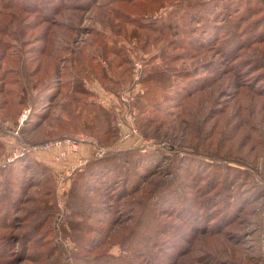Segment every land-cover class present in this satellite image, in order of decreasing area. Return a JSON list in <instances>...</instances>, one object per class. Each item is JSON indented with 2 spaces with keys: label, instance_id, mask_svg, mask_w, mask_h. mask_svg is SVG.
Returning <instances> with one entry per match:
<instances>
[{
  "label": "rangeland",
  "instance_id": "1",
  "mask_svg": "<svg viewBox=\"0 0 264 264\" xmlns=\"http://www.w3.org/2000/svg\"><path fill=\"white\" fill-rule=\"evenodd\" d=\"M204 2L0 0V264H264V0ZM125 57L174 69L130 106L138 149L55 188L35 140L127 138L89 121L121 84L144 93L132 67L98 79Z\"/></svg>",
  "mask_w": 264,
  "mask_h": 264
},
{
  "label": "trees",
  "instance_id": "2",
  "mask_svg": "<svg viewBox=\"0 0 264 264\" xmlns=\"http://www.w3.org/2000/svg\"><path fill=\"white\" fill-rule=\"evenodd\" d=\"M211 0H205V2L204 3H209ZM183 3V1H178L177 2V4L178 5H180V4H182ZM224 4H226V3H224ZM124 17H126V16H124ZM124 17H122V19H124V20H127V19H125ZM130 18H132V17H130ZM136 18L134 17V20H135ZM134 22V21H133ZM171 22V21H170ZM170 22L169 23H167V25L165 24V23H163L162 25H161V27H160V29H159V31L160 32H165V27L166 26H171L170 25ZM216 24L217 23H214V26H216ZM177 28V27H176ZM175 32H176V30H175ZM187 31H185V30H183L182 32H181V34H185ZM132 33H134V31H132ZM207 33V31L206 32H204V34H206ZM214 34V33H213ZM115 52H118V51H115ZM129 57V56H128ZM126 58V60L125 61H127L128 62V67H125L124 69H122L121 71H117V72H114V74L115 75H117L118 77H113V79H109L108 78V76H107V69L105 68V66H103L101 69H102V71H101V75L98 77V79L99 80H101L102 82H105L104 83V86L107 88V89H113L114 87H116V84L118 83V82H120L121 80H125V78H126V76H127V74L129 75V73H130V68L132 67L133 68V65H131V60H130V58L128 59L127 57H125ZM171 61L173 60L172 59V57H171V59H170ZM106 61V60H105ZM149 61L150 60H147V61H145V64L148 66V64H149ZM133 62H135V61H133ZM107 63V62H106ZM132 64H134V63H132ZM143 65V67H142V69H141V74H140V78H139V81H140V83H142V84H144L145 82H147L148 83V85L145 87V90H144V93L143 94H140L139 96H136V99L133 101H131V103L130 102H128V103H126L125 105H127V107L128 108H130V106H135L136 104H141V107L142 108H145V110L147 111V109H148V106H146V107H144L145 106V104H147L148 102H147V99L148 100H150L152 97H150V96H147V95H149V92H154V89L156 88V87H161V85H162V83L164 82V81H166V80H169L170 78H169V74L170 73H173L174 71V69H172V68H165V67H163V68H161V67H158L157 65H152L150 68H147L146 67V65ZM156 64V63H155ZM107 65H111V63H110V61H108V63H107ZM117 66H122V63L119 61L118 63H117ZM131 68V69H132ZM109 69L111 70V68L109 67ZM128 72V73H127ZM108 73H112V72H110L109 70H108ZM113 74V73H112ZM107 78H108V80H107ZM104 80V81H103ZM172 80V79H171ZM111 81V83H116V84H109L108 82H110ZM138 82V80H136L135 81V83H137ZM77 84H79L80 82H76ZM82 83V82H81ZM80 83V84H81ZM77 84H76V87H77ZM125 84V83H124ZM123 84V85H124ZM122 84L117 88V89H114V90H118V92L116 93H114V95L116 96V99L118 98H120V94H121V92H123L124 90H126V89H128V85L127 86H123ZM132 85V84H131ZM80 86V85H79ZM81 86H82V84H81ZM121 88V89H120ZM159 90V89H158ZM151 94H154L155 95V97H157L158 96V92H154V93H151ZM52 96V95H51ZM140 97H143V98H141V99H145L146 98V100H139V98ZM51 99V98H50ZM49 99V100H50ZM74 100L75 101H80L81 99L80 98H78V97H74ZM102 102H104L103 100H102ZM117 102L118 103H116L115 105H112L110 102H109V104H107V105H105V104H103V103H91L90 104V108H89V110L91 111H93L94 112V116H93V118H91L89 121L93 124L92 125V130H94L96 127H97V129L98 130H101V129H104L103 131V137H104V141H105V139H106V143L110 140V139H112V140H114L115 138L116 139H119L120 138V136L122 135V129L120 128V126L117 124V119H118V117H119V111L122 109V108H124L125 107V105H124V103L121 101V100H117ZM106 103H108V102H106ZM88 104L89 103H87V102H85L84 103V106H81V110H79L77 113H76V118H79V117H81L82 116V114H83V109H86V110H88ZM85 107V108H84ZM144 109H143V111H145ZM71 111H69L68 113H70ZM140 113H142V110H140ZM86 120V119H85ZM27 122V119H25L24 120V123H26ZM85 128H88L89 126H85V125H83ZM82 126V127H83ZM14 127V126H13ZM17 127V126H16ZM12 128V126H9V128L7 129V131L9 130V129H11ZM22 128H21V125L19 126V133L22 131L21 130ZM90 129V128H89ZM75 134H68V133H65V132H63V133H60V134H56V135H53V136H45L44 138H41V139H38V140H35L36 142L34 143V145L37 143V144H39V143H45V142H47V141H49V140H52V139H57V138H62V137H65V136H74ZM102 138V137H101ZM32 144V143H31ZM99 144L100 145H103V146H105V147H108L107 149H113V143L112 144H104V142H102L101 141V143H100V141H99ZM134 148H131V149H133V150H136V149H138V147H136L135 148V146H133ZM114 150H116V149H114ZM126 150V149H125ZM112 150H110V151H108L107 153H109V152H111ZM121 151H124V150H120L119 151V153H121ZM28 152H29V150L28 149H22V151L20 152L21 154L20 155H18V157L16 158V160L18 159V161H20V160H23V161H26V159L28 158ZM107 153H105L104 155H102V156H93L92 158H90V159H88L85 163H84V165H82V166H79V167H75L74 169H72L71 170V173L69 174V175H71V174H73L75 171H77V170H86V168H89L88 169V172H89V174L91 175V176H95L96 174H97V170H98V167H101V166H104L109 160V157L111 156H107ZM24 158V159H23ZM13 164V163H12ZM44 166H45V169H48L49 171H53L52 170V167L51 166H49V165H47V164H44ZM12 166L10 165L8 168H11ZM5 168H7V167H5ZM86 173V172H85ZM69 175H68V177H69ZM122 175V174H121ZM107 176V174H103L102 175V177L103 178H105ZM123 176V175H122ZM53 178H55V188H57L56 187V176L54 175L53 176ZM74 190V188H71V192ZM67 225H68V223H66ZM69 226V225H68Z\"/></svg>",
  "mask_w": 264,
  "mask_h": 264
},
{
  "label": "built area",
  "instance_id": "3",
  "mask_svg": "<svg viewBox=\"0 0 264 264\" xmlns=\"http://www.w3.org/2000/svg\"><path fill=\"white\" fill-rule=\"evenodd\" d=\"M142 67H143V62L141 60H136L134 62L133 76L136 80H138L140 78ZM137 84H140V82H138ZM140 87H141V85H140ZM139 91L143 93L144 89L142 88ZM139 94H141V93H139ZM134 97H135V95L131 91V89H126L123 92H121V94H120V99L124 103V105L126 103L130 102V100L133 99ZM134 113H135V110L132 111L131 108L127 107V105H125V107L119 111V117L117 119V124L123 130L122 134L125 137H129L133 133L140 134L139 130L134 125V120H133L134 119ZM26 116H27V111H25L22 114L21 123L26 119ZM9 130L13 131L15 134H19V127L18 126L16 128L12 127ZM146 142H149V141H146ZM84 143H91L95 146L94 156H102L107 151V147L100 145L99 142L93 136H90V135L84 134V133H82L80 135L65 136L62 138L49 140L45 143L39 144V146L43 145V148L45 150H49V149H52L54 147H57L58 150L54 153V158L56 160H60L64 157L68 156V154L70 152H78L80 145L84 144ZM13 155H17V151H14ZM9 158H11V156H9ZM87 160L88 159H86L85 157L78 156L75 160L74 167L72 169H74L75 167L82 166ZM69 173L70 172L65 173V174L57 177L59 190L66 189L64 178Z\"/></svg>",
  "mask_w": 264,
  "mask_h": 264
},
{
  "label": "crops",
  "instance_id": "4",
  "mask_svg": "<svg viewBox=\"0 0 264 264\" xmlns=\"http://www.w3.org/2000/svg\"><path fill=\"white\" fill-rule=\"evenodd\" d=\"M127 138L115 142L113 148L121 149L126 147H133L137 144L136 142L139 140L136 135H133L131 137L129 136ZM57 150V147L46 150L43 152L42 157L45 162L52 167L55 176L59 177L60 175L68 173L72 170V168L74 167L75 160L78 156L85 157L86 159L92 158L94 156L95 146L91 143L81 144L78 152H70L68 156L60 160H56L54 158V153Z\"/></svg>",
  "mask_w": 264,
  "mask_h": 264
},
{
  "label": "water",
  "instance_id": "5",
  "mask_svg": "<svg viewBox=\"0 0 264 264\" xmlns=\"http://www.w3.org/2000/svg\"><path fill=\"white\" fill-rule=\"evenodd\" d=\"M263 246H264V225H263Z\"/></svg>",
  "mask_w": 264,
  "mask_h": 264
}]
</instances>
